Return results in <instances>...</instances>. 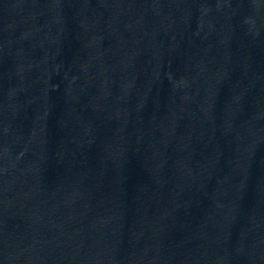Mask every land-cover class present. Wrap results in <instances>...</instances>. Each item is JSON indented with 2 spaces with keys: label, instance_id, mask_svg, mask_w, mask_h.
<instances>
[{
  "label": "water",
  "instance_id": "1",
  "mask_svg": "<svg viewBox=\"0 0 264 264\" xmlns=\"http://www.w3.org/2000/svg\"><path fill=\"white\" fill-rule=\"evenodd\" d=\"M0 264H138L39 0H0Z\"/></svg>",
  "mask_w": 264,
  "mask_h": 264
}]
</instances>
